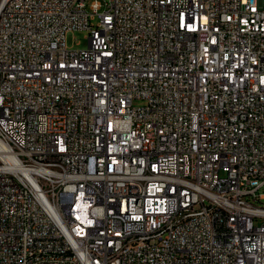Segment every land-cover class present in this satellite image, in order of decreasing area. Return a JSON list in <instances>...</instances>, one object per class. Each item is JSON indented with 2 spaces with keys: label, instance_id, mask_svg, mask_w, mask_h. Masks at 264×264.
<instances>
[{
  "label": "built area",
  "instance_id": "built-area-1",
  "mask_svg": "<svg viewBox=\"0 0 264 264\" xmlns=\"http://www.w3.org/2000/svg\"><path fill=\"white\" fill-rule=\"evenodd\" d=\"M263 187L264 0H0V264H264Z\"/></svg>",
  "mask_w": 264,
  "mask_h": 264
},
{
  "label": "bare ground",
  "instance_id": "bare-ground-1",
  "mask_svg": "<svg viewBox=\"0 0 264 264\" xmlns=\"http://www.w3.org/2000/svg\"><path fill=\"white\" fill-rule=\"evenodd\" d=\"M94 162H101V155H94ZM88 182L94 186L111 184V173H107L106 168L92 169L88 174ZM39 197H47V190H39ZM89 236L91 244H98L99 240H105L103 227L94 226V228H89Z\"/></svg>",
  "mask_w": 264,
  "mask_h": 264
},
{
  "label": "rangeland",
  "instance_id": "rangeland-1",
  "mask_svg": "<svg viewBox=\"0 0 264 264\" xmlns=\"http://www.w3.org/2000/svg\"><path fill=\"white\" fill-rule=\"evenodd\" d=\"M98 21L94 22L96 25ZM67 46L72 49L76 50H87L89 47V34L86 31H75V32H70L67 35ZM144 103L142 101H136L135 105L136 106H141ZM259 194H264V187L259 190ZM260 203H256L258 206H263L264 205V199L260 201ZM262 220L256 221V224L259 225L261 224Z\"/></svg>",
  "mask_w": 264,
  "mask_h": 264
}]
</instances>
